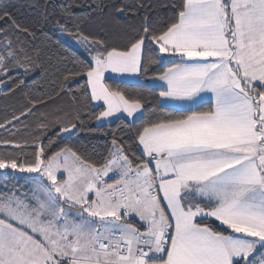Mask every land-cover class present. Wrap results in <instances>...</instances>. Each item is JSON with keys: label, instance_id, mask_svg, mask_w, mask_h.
Masks as SVG:
<instances>
[{"label": "snow or ice", "instance_id": "6c2138e0", "mask_svg": "<svg viewBox=\"0 0 264 264\" xmlns=\"http://www.w3.org/2000/svg\"><path fill=\"white\" fill-rule=\"evenodd\" d=\"M17 94L0 264H264V0H6Z\"/></svg>", "mask_w": 264, "mask_h": 264}, {"label": "trees", "instance_id": "16d2710c", "mask_svg": "<svg viewBox=\"0 0 264 264\" xmlns=\"http://www.w3.org/2000/svg\"><path fill=\"white\" fill-rule=\"evenodd\" d=\"M6 0H0V3H5ZM12 3L17 4L18 6H22L25 5L29 2H31V0H11ZM22 11L24 9H21ZM13 11H15V9H13ZM40 39H43V37H40ZM39 42V41H37ZM54 52L61 56V57H65L66 59H63L61 62V68H66V69H70L73 67V63H72V57H83L84 53L81 50H77L75 48H73L72 46H70L68 44V42L66 40H62L60 42L59 45H57V47L54 49ZM156 69H159V65L154 66ZM167 67V65L165 66ZM34 78V76L29 77V81H31ZM148 84L147 81L145 80H141L139 82H134L128 85V87H134V88H141L142 85ZM44 89H37L35 90L32 94L36 95L37 92H43ZM145 92L149 91V89H144ZM153 91H155L153 89ZM62 103H64L65 105L67 104V101H61ZM24 105V98L22 95L17 94L16 96H13L11 98H5L3 96H0V123H3L6 119H11L13 113H19L20 109L23 107ZM43 108V106H41ZM47 111H51V107H49L48 109H46ZM23 120V118H21ZM34 119H29L28 121L24 122V123H19V122H14V123H18V126L21 129V132L18 133L15 137L11 136L9 134V132L5 131L4 129H0V140L3 139H15V140H19V141H23L24 139H30L29 136H26L25 133L26 132H30L31 129L30 128H26L25 124L28 125H32L34 124ZM92 127H95V122H92ZM122 127L121 125H119V122H117V124L112 125V129L115 130H119V128ZM15 130V129H13ZM88 136L87 133H82L80 134L79 138L81 140L86 139ZM75 137L72 138L73 141H75ZM108 140V137L105 136H96L93 137V142L97 143L98 145L102 146L104 143H106Z\"/></svg>", "mask_w": 264, "mask_h": 264}, {"label": "rangeland", "instance_id": "374dc122", "mask_svg": "<svg viewBox=\"0 0 264 264\" xmlns=\"http://www.w3.org/2000/svg\"><path fill=\"white\" fill-rule=\"evenodd\" d=\"M67 42H68V44L70 45V46H72L73 48H75V49H77V50H80L75 44H73L71 41H69V40H67V39H65ZM130 79H132L131 77H129Z\"/></svg>", "mask_w": 264, "mask_h": 264}, {"label": "crops", "instance_id": "0c3cea01", "mask_svg": "<svg viewBox=\"0 0 264 264\" xmlns=\"http://www.w3.org/2000/svg\"><path fill=\"white\" fill-rule=\"evenodd\" d=\"M128 79H129V80H132V81H133V83H134V82H137V81H135V80H134V78H132V79L128 78ZM147 83L149 84V83H150V81H147ZM19 175H21V176H22V175H28V174H19ZM32 175H35V174H32ZM21 183H22V181H21Z\"/></svg>", "mask_w": 264, "mask_h": 264}]
</instances>
